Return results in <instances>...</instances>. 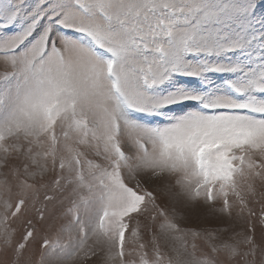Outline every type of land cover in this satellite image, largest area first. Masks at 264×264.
<instances>
[{
    "label": "snow or ice",
    "instance_id": "snow-or-ice-1",
    "mask_svg": "<svg viewBox=\"0 0 264 264\" xmlns=\"http://www.w3.org/2000/svg\"><path fill=\"white\" fill-rule=\"evenodd\" d=\"M75 261L264 264V0H0V264Z\"/></svg>",
    "mask_w": 264,
    "mask_h": 264
},
{
    "label": "rangeland",
    "instance_id": "rangeland-1",
    "mask_svg": "<svg viewBox=\"0 0 264 264\" xmlns=\"http://www.w3.org/2000/svg\"><path fill=\"white\" fill-rule=\"evenodd\" d=\"M250 207H253L257 214H259L260 209H261V204L252 202L250 203ZM38 229V233L36 236V239L31 242V247L39 250L42 243H43V238L45 236L48 237L50 241L53 243L59 242L60 244H64L67 242V234H61L59 229L60 225L63 222L62 220H57L55 222L54 226L50 227L51 221H46V222H38L37 220L34 219L33 221ZM203 222V210L200 208H194L191 209L188 213L187 218L182 222V226H187V227H196L199 226ZM73 264H81L79 261L73 262ZM87 264H92L91 261L87 262Z\"/></svg>",
    "mask_w": 264,
    "mask_h": 264
}]
</instances>
